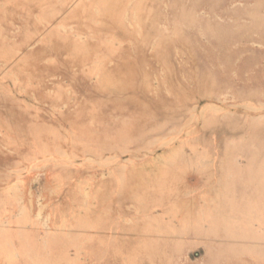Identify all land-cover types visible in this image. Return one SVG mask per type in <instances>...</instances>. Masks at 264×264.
<instances>
[{"label": "rangeland", "instance_id": "obj_1", "mask_svg": "<svg viewBox=\"0 0 264 264\" xmlns=\"http://www.w3.org/2000/svg\"><path fill=\"white\" fill-rule=\"evenodd\" d=\"M0 264H264V0H0Z\"/></svg>", "mask_w": 264, "mask_h": 264}]
</instances>
